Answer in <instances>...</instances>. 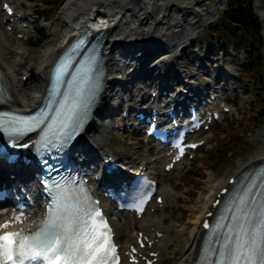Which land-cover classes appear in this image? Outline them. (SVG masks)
Listing matches in <instances>:
<instances>
[{
	"label": "bare ground",
	"instance_id": "1",
	"mask_svg": "<svg viewBox=\"0 0 264 264\" xmlns=\"http://www.w3.org/2000/svg\"><path fill=\"white\" fill-rule=\"evenodd\" d=\"M173 7L179 9L177 14L181 17L180 13L183 12V8H186L189 13L192 9L199 7V1L65 0L59 9L63 21L59 26L57 25V28L59 27L58 30L55 26L56 18L48 21L47 24L42 26V31L49 35V39L43 48L34 50L30 52V54L24 51V43L14 39L11 32L0 29L1 87L5 97L8 98L7 101L9 102V106L28 111L32 106L37 104L39 85L45 82L50 65L60 53L67 37H71L74 31L83 29L82 31L90 35L99 27L100 30L106 28L104 30L106 33L105 51L108 52V59L106 62V86L101 95L96 115L79 142V152L93 154L95 163L97 161L96 154H101L102 157L113 155L121 161L130 160L131 163H135L134 158L126 157L122 155L120 151L111 150L108 147L103 133L106 132L109 126L104 123V119L116 115L117 109L113 107L115 105L114 95L116 94V89L118 90L123 85L126 91H128L126 84L129 83L128 78H131V73L134 69L128 65L133 59H130L129 54L126 55V52L136 49L137 47L140 49L143 42H145L156 30H167V27L173 25L174 28L168 30V35L174 36L178 32L181 22L178 18L174 17L176 8L173 9ZM258 7L259 4H256V8ZM4 19H6V17L0 9V25ZM23 23H27V21L19 22V26L21 27ZM23 31L24 36H29L32 33L29 24L28 28ZM56 31L57 33L55 34ZM17 33H20V31ZM165 61L167 60L163 58L155 62L152 66L153 70H158L161 63H165ZM149 66L150 64H148L147 67ZM170 73L171 76L177 77L179 80L183 78L181 75L182 72H178L177 69L173 67L170 68ZM223 75L225 76L224 73ZM205 76L206 75L200 74L197 71L194 75V77L198 79ZM227 76L229 77L228 79H230L232 74ZM156 77H161V73L157 74ZM23 78H25V80ZM125 79L126 82H124ZM228 79L224 85H227L228 91H234L235 88L228 87L230 85ZM193 80H195V78ZM181 82V84H184L190 81L182 79ZM169 86H172V84L170 83ZM180 89L181 87L178 88V90ZM257 137H259V134ZM32 138H29L28 141ZM135 144L136 143L132 142L131 146ZM163 156V152L157 151L153 155L145 156L141 159L146 162L150 171L156 175L158 191L162 193L164 200L163 207L159 209V211H162L165 207H171L173 204L177 203L180 198V195L176 191V187L165 184L166 177L180 179V177H182L180 173L181 169L188 164V162H183L173 171L165 173L162 171L161 166L164 160ZM142 161L138 165H141ZM263 161L264 142L257 148L253 156L245 161L246 163L243 162L236 171H234L235 173H239L249 166L259 164ZM2 168L3 166L0 165V169ZM26 174L27 173H24L21 178L26 179ZM232 176L233 174L224 180H213L211 176L208 177V186L206 187L207 195L204 197L199 195L197 204L192 206L193 209L191 208V211H196V214L189 222L191 225L187 232H185V230L183 231V233H187V237L177 264H192L195 261L202 238L200 224L203 222L205 214L211 208L215 195ZM151 206L158 210L156 205L152 204ZM149 207L140 219H136L128 213H119L118 215L111 214V220L116 235L123 246H126L132 237L136 238L138 232H142L143 235L153 240L156 238L154 236L156 231L161 233L162 237L154 241L151 249V251L159 252L158 260L155 264H160L167 256L170 246L179 241L180 238H183L185 234L177 239L179 231L173 230L174 227L172 224L174 223H164L161 218L162 216L164 217V214L161 213L159 216L155 213H150ZM109 212L111 213L110 210ZM169 218H172V214L169 215ZM1 220L2 219H0V221ZM171 232L174 233L173 236H171ZM188 236L189 241L187 242ZM177 245H179V243H177ZM175 250L176 249H173L170 252L173 253Z\"/></svg>",
	"mask_w": 264,
	"mask_h": 264
},
{
	"label": "snow or ice",
	"instance_id": "2",
	"mask_svg": "<svg viewBox=\"0 0 264 264\" xmlns=\"http://www.w3.org/2000/svg\"><path fill=\"white\" fill-rule=\"evenodd\" d=\"M68 66L69 60L64 57L58 61L57 80ZM93 71L91 67L84 68L74 77L75 97L71 106L65 102L61 119L50 126L53 135L70 139L82 122L83 109L97 87ZM46 119V116L26 118L0 114V131L9 137L22 136L39 128ZM44 138H48L47 134ZM20 146L28 147L26 144ZM143 203L141 199L140 211ZM241 203L245 207L238 210L240 214L235 217L238 223L223 234L221 246L216 250L219 256L216 264H264V205L257 213L255 208L248 207V201ZM256 215L259 219L253 223ZM22 222V215L0 222V264H108L115 256V248L110 244V229L100 210L87 208L81 197L66 187L56 186L49 212L35 232L13 230ZM204 227L209 225L205 223ZM114 264H119L118 259Z\"/></svg>",
	"mask_w": 264,
	"mask_h": 264
},
{
	"label": "rangeland",
	"instance_id": "3",
	"mask_svg": "<svg viewBox=\"0 0 264 264\" xmlns=\"http://www.w3.org/2000/svg\"><path fill=\"white\" fill-rule=\"evenodd\" d=\"M19 2H22L24 5V10L28 13L29 9L34 12L35 15L38 16L36 28L32 29L31 36H27L28 40L23 42V49L26 51V53H29L43 48L48 39L49 35L42 31V26L48 23L50 20L57 19L55 22V26L57 28V25L59 26L62 21L63 17L59 13L60 6L59 5L56 9L52 7H46L41 6V4H32L29 2H26L24 0H18ZM224 4H222L220 7L225 9L226 7V1L227 0H220ZM260 5H263V10L258 11L254 10V13L257 14V16L260 19L264 18V0H259ZM207 2V0H205ZM253 5V4H252ZM222 9V10H223ZM30 11V12H31ZM35 15H32L29 19L33 20ZM46 18V19H45ZM216 19H219V14L215 16ZM40 20V21H38ZM264 21V20H263ZM221 20L219 19L216 22V25H221ZM218 25L216 28V32H213V29H211L209 32L206 31L203 34V48L208 47L211 45L214 54L215 60L219 61L222 54H226L225 56V68L232 71V74L237 77V64H241L244 62V55L242 52V46L240 45H234L231 44L229 41H225L226 38L223 36V34L218 29ZM264 26V24H262ZM59 28V27H58ZM57 28V30H58ZM0 29H3V27L0 25ZM215 31V30H214ZM160 30L156 33L160 34ZM57 31L55 32V34ZM155 33V34H156ZM47 34V35H46ZM42 36L44 41L42 43L37 42V37ZM154 34H152L150 37L152 38ZM240 35V34H239ZM236 36L237 44L239 43V37ZM167 36H165V39L159 40L158 38H152L155 43L159 44L164 42H169V39H166ZM172 39V37H169ZM263 40V36H262ZM33 44V45H32ZM264 44V40H263ZM220 47H222V50H218ZM165 52H169V54H172V50L169 47H165ZM263 63H264V45H263ZM180 62V65L183 64V61ZM180 71L179 66H174ZM169 68V67H168ZM264 68V64L262 66ZM204 81V80H203ZM233 87L236 88L234 92H228L229 94V102L232 104V110L230 114L225 115V119L223 123L214 125L210 128L209 132L200 134L198 138H206L207 143L203 147H201L195 154V159L188 160V164L184 166L183 169H181V176L180 179L178 178H169L166 177L165 184H170L173 187H176L177 193L180 195L179 201L177 203L173 204L171 207H165L162 211H157L155 214L159 215L162 213L164 214V217L162 216V221L167 224H172L174 227L173 230L179 231L177 234L178 237L183 236L185 232H187L189 226V222L192 220V217L196 214V211H191L192 206H195L197 204L198 196L201 195L202 197L207 195L206 187L208 177L211 176L213 180H224L229 175H234L236 169L245 161L249 160L251 156L255 153L257 148L261 146V144L264 142V122L260 129H255V119L252 117V110L251 104H252V98L249 95L245 94V87L239 82L238 85H233ZM150 90H147V94ZM236 103V104H235ZM116 121L121 118L120 111L116 112V115L113 117ZM242 120V125H240L238 128L234 125H230V122L235 121L238 122ZM108 120H105V123L107 124ZM226 127L227 131H232V133H235L236 135L242 137V139L239 140L238 147H235L233 152L224 158L222 168L219 170L218 168L215 170V172H211L206 170L207 166L204 160H202V156L204 153L209 150L214 144L215 140L218 139H226L227 132L223 131V128ZM232 127V128H230ZM259 134V137L257 135ZM221 136V138L219 137ZM103 137L105 141H107V145L111 150H118L122 153V155L132 157V158H142L148 155V152H150L152 149L147 144H142L140 135H134L130 133L121 134L119 132H116L112 130L111 127H109L106 132L103 133ZM214 137V139H213ZM111 142V144H110ZM136 143L133 147H129L131 143ZM112 145V146H111ZM219 145V144H218ZM152 155V154H151ZM246 163V162H245ZM245 165V164H244ZM235 170V171H234ZM191 174H194L198 176V179L195 177H191ZM174 189V188H173ZM175 190V189H174ZM193 209V208H192ZM172 214V218H169V215ZM166 217V218H165ZM168 219V220H166ZM166 220V221H165ZM185 227V228H183ZM179 229V230H177ZM185 232L183 233V231ZM172 233V232H171ZM183 233V234H182ZM174 233H172L171 236H173ZM187 233L183 238H180L179 241L173 243L169 250L167 256L164 258V260L160 264H177L179 262L180 254L185 246ZM176 241V240H175ZM189 241V236L187 238V242ZM179 243V245H177ZM176 249L175 252L171 253L170 251Z\"/></svg>",
	"mask_w": 264,
	"mask_h": 264
},
{
	"label": "trees",
	"instance_id": "4",
	"mask_svg": "<svg viewBox=\"0 0 264 264\" xmlns=\"http://www.w3.org/2000/svg\"><path fill=\"white\" fill-rule=\"evenodd\" d=\"M61 1L51 0L54 6H57ZM259 29L257 18L250 7V0H232L228 11L222 17L221 31L231 38L241 34L250 44L246 64H243L240 69L247 92L253 95V100L255 101L253 119L258 116L255 119L257 121L264 118V68H262L263 61L260 52L261 40L258 37ZM233 124L237 127L240 123ZM260 125L261 123L259 122L256 127ZM240 139H242L240 136L231 132H228L226 139H218L217 144L219 145L205 155L204 162L207 169L213 173L217 168L220 170L224 158L229 156L235 147H238Z\"/></svg>",
	"mask_w": 264,
	"mask_h": 264
}]
</instances>
